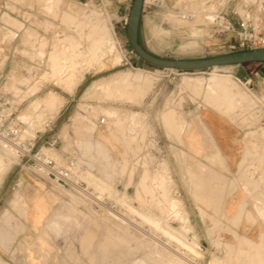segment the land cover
<instances>
[{
  "label": "rangeland",
  "instance_id": "rangeland-1",
  "mask_svg": "<svg viewBox=\"0 0 264 264\" xmlns=\"http://www.w3.org/2000/svg\"><path fill=\"white\" fill-rule=\"evenodd\" d=\"M214 1L236 28L253 2ZM202 5L147 0L140 44L165 59L238 52L228 47L238 38L208 22L214 6ZM111 19L100 0H0V264H264L263 243L223 238L209 223L206 211L218 209L227 187L225 167L189 152L212 141L203 112L260 127L259 89L234 80L228 66L149 65ZM101 20L113 39L103 45ZM45 118L53 130L36 134ZM17 124L21 138L34 137V153L76 168L78 191L7 143L15 137L5 131Z\"/></svg>",
  "mask_w": 264,
  "mask_h": 264
},
{
  "label": "crops",
  "instance_id": "crops-1",
  "mask_svg": "<svg viewBox=\"0 0 264 264\" xmlns=\"http://www.w3.org/2000/svg\"><path fill=\"white\" fill-rule=\"evenodd\" d=\"M203 1L165 0V3L177 8L183 5L200 6ZM101 3L111 13L114 27L126 30L132 0H101ZM146 6L147 0L143 4L142 18ZM151 17L148 15V18ZM228 68L230 77L250 88L257 87L264 98V91L260 89L264 86V63H246ZM201 117L212 141L192 143V152L187 147L183 149L198 160H217L225 167L222 174L227 182L219 197L218 209L213 207L206 211L209 223L214 229L225 231L221 235L223 238L233 237L235 233L250 242L264 244V122L260 127L241 128L216 111L203 112ZM96 125L100 126L98 122ZM196 150L202 152L195 153ZM198 214H201L199 209Z\"/></svg>",
  "mask_w": 264,
  "mask_h": 264
},
{
  "label": "built area",
  "instance_id": "built-area-1",
  "mask_svg": "<svg viewBox=\"0 0 264 264\" xmlns=\"http://www.w3.org/2000/svg\"><path fill=\"white\" fill-rule=\"evenodd\" d=\"M88 1L92 2L93 0ZM213 2L215 1L204 0L201 5H209L211 7L214 6ZM250 6L251 8L246 7L247 9L243 11L242 15L240 16V20H238L237 22V28L234 26L232 17L228 16L225 13V8L221 9V5L219 8L214 6L215 9H210L209 11V13H211L208 18H210L211 20H209L208 22H210L214 26L217 25L223 27L226 32L235 35L238 38V40L234 41V43L232 42L228 44L229 49L233 51H244L255 48H264V0H253V2L250 3ZM183 17L189 19V17H192V14L188 11V13H186ZM260 98L263 99V97ZM11 115L12 113H10L9 116ZM105 123V118H101L98 121L99 125H104ZM53 124L54 121L52 119L45 118L44 120H42L41 127L43 128H41L40 130L37 129L36 134L41 132L47 133L48 131H52ZM2 126L3 124L1 125V127ZM23 131L24 130L22 129V127L18 124L11 125L10 127H8V129L5 131V137L8 134L15 137L13 139L14 141H8V143H10L17 150V152L22 154V156L24 157L29 156L30 153H33V157L35 158L34 162L38 166L43 167L47 171L50 178H52L53 180L60 182L64 187H77L76 184H78V180L76 179L75 175H73L70 171L62 169V167L59 166L51 157L41 154L40 151L34 153V137L21 138ZM24 135L25 134H23V136ZM54 145L55 141L50 144V146Z\"/></svg>",
  "mask_w": 264,
  "mask_h": 264
},
{
  "label": "water",
  "instance_id": "water-1",
  "mask_svg": "<svg viewBox=\"0 0 264 264\" xmlns=\"http://www.w3.org/2000/svg\"><path fill=\"white\" fill-rule=\"evenodd\" d=\"M143 4L144 0H132L126 21V37L133 52L149 65L162 69L197 71L218 66L264 63V48H255L201 59H165L158 57L145 49L139 42Z\"/></svg>",
  "mask_w": 264,
  "mask_h": 264
},
{
  "label": "bare ground",
  "instance_id": "bare-ground-1",
  "mask_svg": "<svg viewBox=\"0 0 264 264\" xmlns=\"http://www.w3.org/2000/svg\"><path fill=\"white\" fill-rule=\"evenodd\" d=\"M128 17V16H127ZM209 17V16H208ZM207 20L209 21V20H211L210 18H207ZM99 21V20H98ZM98 23V22H97ZM96 29L99 31L100 30V32H103V35H100L99 37L100 38H98V41L96 42V44H104V43H110V42H112L113 41V39H112V36H111V32H112V28L110 27V26H108L106 23H105V21H103V20H101L99 23H98V25H97V27H96ZM95 30V29H94ZM95 46H97V45H95ZM100 46V45H99ZM98 47V46H97ZM215 80V79H214ZM212 84V83H211ZM202 85V83H200V82H198V81H196V87H200ZM222 85H223V82H222V80H220V79H217L215 82H214V85H213V87L214 88H220V87H222ZM8 143V142H7ZM9 145V144H8ZM11 145V144H10ZM3 149V148H2ZM45 151V150H44ZM51 154V153H50ZM53 154V153H52ZM49 156H51V155H49ZM55 156V155H54ZM54 156H53V158H54ZM57 158V157H56ZM55 159V158H54ZM58 159V158H57ZM70 165V164H69ZM72 168H73V166H72ZM76 169V168H75ZM75 169L73 168V170H74V172H75ZM74 172H73V174H74ZM78 176V175H77ZM52 179V178H51ZM91 180V179H90ZM55 181V180H54ZM92 181H94V180H92ZM57 182V181H56ZM59 183V185L60 186H62V187H64L60 182H58ZM94 183V182H93ZM96 184V183H95ZM100 187V186H99ZM66 188V187H65ZM75 188V187H74ZM76 190H77V188H75ZM79 189V188H78ZM72 191V190H71ZM78 191V190H77ZM82 191V190H81ZM83 192V191H82ZM81 192V193H82ZM83 193H85V192H83ZM87 193V192H86ZM76 194H77V192H76ZM88 194V193H87ZM76 196V195H75ZM83 196H84V194H83ZM83 196H82V199H83ZM91 196V195H90ZM86 199L88 198V197H85ZM84 198V199H85ZM90 198V197H89ZM90 200V199H89ZM82 201H84V200H82ZM86 201V200H85ZM84 201V202H85ZM91 201V200H90ZM90 201H86V202H90ZM90 203H92V202H90ZM89 203V204H90ZM93 203H94V201H93ZM96 204V203H95ZM91 205V204H90ZM107 213H108V215L111 217V218H113V219H115V220H118L119 222H122V223H125V221L126 220H123V218H120L119 216H117L116 214H114V213H112L111 211H109V210H107ZM122 219V220H121ZM127 222V221H126ZM126 224H128V223H126ZM125 224V225H126ZM124 225V224H123ZM166 233H167V231H166ZM168 234V233H167ZM179 240V239H178ZM186 245V244H185ZM192 247V246H191Z\"/></svg>",
  "mask_w": 264,
  "mask_h": 264
}]
</instances>
